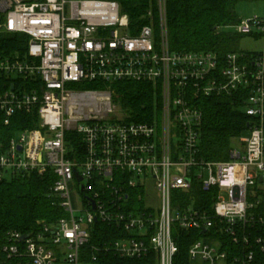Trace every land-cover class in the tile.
Instances as JSON below:
<instances>
[{
    "label": "built area",
    "instance_id": "built-area-1",
    "mask_svg": "<svg viewBox=\"0 0 264 264\" xmlns=\"http://www.w3.org/2000/svg\"><path fill=\"white\" fill-rule=\"evenodd\" d=\"M145 1L147 21L138 25L119 0H0V32L28 36L24 55L0 52V112L5 124L18 112L40 121L0 141V175L53 169L52 191L65 211L26 238L8 231L0 264H87L82 249L99 222L127 235L103 248L122 258L155 251L159 264H174L177 226L203 235L189 249L190 264L264 261V50L228 53L223 63L212 51H172L168 0ZM235 30L264 36V16L242 19ZM118 81L159 88V117L115 115L110 86ZM82 83L109 87L76 86ZM238 89L255 120L229 159L206 161L198 100ZM144 179L161 193L157 213L145 197L143 207L132 205V190L145 195ZM195 185L213 193L211 206L173 197Z\"/></svg>",
    "mask_w": 264,
    "mask_h": 264
},
{
    "label": "trees",
    "instance_id": "trees-1",
    "mask_svg": "<svg viewBox=\"0 0 264 264\" xmlns=\"http://www.w3.org/2000/svg\"><path fill=\"white\" fill-rule=\"evenodd\" d=\"M123 11L128 13L131 22L146 23L145 0H119ZM238 0H168L167 19L172 51H212L218 54L223 63L228 53L243 52L238 46L242 37L235 26L242 20L237 10ZM1 22V16H0ZM28 36L0 32V52L24 55ZM248 55L256 51H244ZM81 88H107L100 83L77 84ZM0 87H4L0 81ZM114 102L120 107L127 121L148 122L161 112V92L151 83L118 81L110 86ZM247 93L238 89L233 94L213 95L198 100L204 111V121L199 141V156L206 161L229 159V152L235 140L247 134L249 125L255 118L245 111ZM5 116L0 112V141H7L19 130L38 128L37 113L18 112L5 124ZM67 139L81 145L77 133H67ZM72 157V156H70ZM56 181L53 169L44 174L0 175V244L8 231L17 230L24 234L38 231L42 223H55L65 216L59 198L53 193ZM132 205L143 207L144 195L140 190H132ZM185 204L195 201L199 206H211L214 195L195 185L188 193H176ZM127 235L121 229L99 222L93 226L90 241L82 249V261L89 264H159L158 255L152 251L143 258H122L103 248ZM200 231H183L174 227V238L179 252L174 264H190L189 249L201 239ZM96 260H93V257ZM264 264V261L262 262Z\"/></svg>",
    "mask_w": 264,
    "mask_h": 264
},
{
    "label": "rangeland",
    "instance_id": "rangeland-1",
    "mask_svg": "<svg viewBox=\"0 0 264 264\" xmlns=\"http://www.w3.org/2000/svg\"><path fill=\"white\" fill-rule=\"evenodd\" d=\"M237 10L242 17V19H252L255 15L264 16V0H238ZM240 50L244 51H263L264 50V36L260 34L253 35H242L238 42ZM115 115L118 117H124L125 115L121 111L120 107L116 104ZM238 144V141H234ZM10 177V174H7ZM145 180V198L150 207H152L155 212L160 207L161 204V193L156 187L155 181L153 179ZM176 198V195H173ZM80 214V213H78ZM56 264H70L64 260L56 262Z\"/></svg>",
    "mask_w": 264,
    "mask_h": 264
},
{
    "label": "water",
    "instance_id": "water-1",
    "mask_svg": "<svg viewBox=\"0 0 264 264\" xmlns=\"http://www.w3.org/2000/svg\"><path fill=\"white\" fill-rule=\"evenodd\" d=\"M79 180H81V177L79 176ZM261 181H262V178H261ZM27 237V235L25 234V235H23V238H26Z\"/></svg>",
    "mask_w": 264,
    "mask_h": 264
}]
</instances>
